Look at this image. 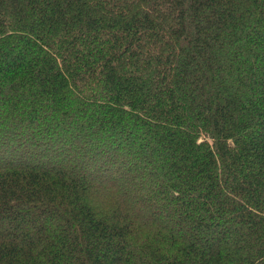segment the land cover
Listing matches in <instances>:
<instances>
[{"label":"trees","instance_id":"1","mask_svg":"<svg viewBox=\"0 0 264 264\" xmlns=\"http://www.w3.org/2000/svg\"><path fill=\"white\" fill-rule=\"evenodd\" d=\"M0 264H264V0H0Z\"/></svg>","mask_w":264,"mask_h":264},{"label":"rangeland","instance_id":"2","mask_svg":"<svg viewBox=\"0 0 264 264\" xmlns=\"http://www.w3.org/2000/svg\"><path fill=\"white\" fill-rule=\"evenodd\" d=\"M137 134H138V133L136 132V134H134V136H137ZM77 137H78V135L76 134L75 136L71 137V139H72V140L74 139V142H77L76 140L80 141V140H79V137H78V138H77Z\"/></svg>","mask_w":264,"mask_h":264}]
</instances>
